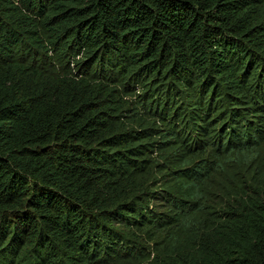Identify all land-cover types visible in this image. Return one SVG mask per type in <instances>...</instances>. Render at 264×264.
I'll return each instance as SVG.
<instances>
[{
	"label": "trees",
	"instance_id": "1",
	"mask_svg": "<svg viewBox=\"0 0 264 264\" xmlns=\"http://www.w3.org/2000/svg\"><path fill=\"white\" fill-rule=\"evenodd\" d=\"M0 264H264V0H0Z\"/></svg>",
	"mask_w": 264,
	"mask_h": 264
}]
</instances>
